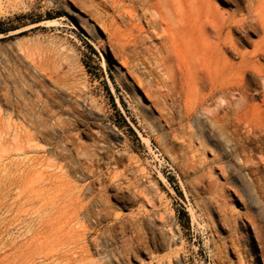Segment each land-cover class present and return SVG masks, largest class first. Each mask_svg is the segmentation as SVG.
<instances>
[{
	"label": "rangeland",
	"instance_id": "rangeland-1",
	"mask_svg": "<svg viewBox=\"0 0 264 264\" xmlns=\"http://www.w3.org/2000/svg\"><path fill=\"white\" fill-rule=\"evenodd\" d=\"M127 24L0 0V264H264V163L147 95Z\"/></svg>",
	"mask_w": 264,
	"mask_h": 264
},
{
	"label": "bare ground",
	"instance_id": "bare-ground-1",
	"mask_svg": "<svg viewBox=\"0 0 264 264\" xmlns=\"http://www.w3.org/2000/svg\"><path fill=\"white\" fill-rule=\"evenodd\" d=\"M106 1L138 29L122 56L126 66L147 67V95L166 101L182 120L205 113L211 135L225 133V149L257 172L264 163V0ZM230 4L234 9L223 7Z\"/></svg>",
	"mask_w": 264,
	"mask_h": 264
},
{
	"label": "trees",
	"instance_id": "trees-1",
	"mask_svg": "<svg viewBox=\"0 0 264 264\" xmlns=\"http://www.w3.org/2000/svg\"><path fill=\"white\" fill-rule=\"evenodd\" d=\"M4 32H6V30H1V29H0V33H4Z\"/></svg>",
	"mask_w": 264,
	"mask_h": 264
}]
</instances>
